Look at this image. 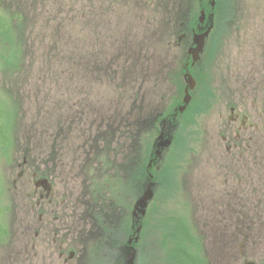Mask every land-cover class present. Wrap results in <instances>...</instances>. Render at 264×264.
<instances>
[{
  "label": "rangeland",
  "instance_id": "374dc122",
  "mask_svg": "<svg viewBox=\"0 0 264 264\" xmlns=\"http://www.w3.org/2000/svg\"><path fill=\"white\" fill-rule=\"evenodd\" d=\"M55 1L21 0L20 7L28 16L27 22L19 27H12L11 23L14 25L12 20L10 22L2 18L4 26L0 20V60L1 53L10 56L12 51L21 58V52L24 50L23 60L21 59L15 67L9 69L7 67L4 70L0 61V102L1 118H3L0 126V147L3 146L0 148V223L4 222V218L7 220L5 222L7 231L1 227V232L7 236L0 240V264H78L81 255L90 259L89 261L87 259L85 264H92L91 258L94 257L97 259V264H115V256L118 252L123 255V250L127 249L131 253L135 251V264H204V261L197 256L200 248L190 242L191 231L184 224H189L192 215L191 207L185 205L186 197L192 192L190 185L187 192L185 180L195 172L191 169L196 162L195 158L209 157L211 151L213 156L217 153L215 145L211 144V140L215 139L209 135V131H217L216 123L219 124L214 104L217 100L211 98L213 92L209 87L218 82L217 78H224L228 74V79L233 81L230 87L237 90L240 86L238 81L240 76L253 74L250 72L257 67L264 72L262 68L264 67V0H215V6L207 2L203 4V8L210 7V10L216 13H219L218 4L222 3L223 9L218 16L217 32L213 35L216 55L213 57L212 65H206L210 78L215 77L210 84H205L204 90L210 93L209 96L200 101V104L193 100L189 112L181 114L182 129L177 134L176 132L173 134L174 129L164 130L165 140L170 139L171 143L167 149L161 150V155L164 150H168L164 155L167 157L165 171H175L174 180H167L164 177V171L161 167L158 169L159 161L158 165L151 163V171H161V184L164 182L170 189L165 191L164 185V190L161 187L157 188L156 206L152 208L153 214L149 223L142 219H140L142 223H133L132 216L134 206L145 191L144 185L147 183L142 182L141 189L136 184L133 186L134 180L129 175L126 176V180L130 183L129 190L125 183L119 186L118 183H121L119 180L127 173L125 159L127 158L129 162L128 153L131 143H135L140 148L138 152L140 155L143 152L141 158L146 167L152 158L158 157L155 145L162 131L160 122L163 118L162 114L173 112L180 97L183 96L184 88L179 93L178 84L185 80L182 70L178 67L177 49L173 45L178 36L176 32L178 27L174 18L171 19L172 14L182 3L176 1L175 4L172 0H167L163 6L157 4V0L145 4L129 3L117 13L97 8L100 15L85 24L83 12L87 6L81 4L79 0L64 3H55ZM197 3L199 2L191 5L195 10L199 5ZM164 18H166V26L163 22ZM84 29L86 33L83 34ZM85 36H87L86 42L83 40ZM221 36L229 37L224 47L217 49ZM53 38L56 44L52 43ZM1 40L6 42V46L2 45ZM19 41L24 43L21 50L17 48ZM33 46L35 50L39 47L38 50L50 53V56L40 55L37 58V62L42 64L45 62L47 68L43 82L36 80L40 70L34 68L29 57L35 59L34 53L31 52ZM79 56L81 61L85 60L88 67H92L91 63L97 67L93 69L89 78L88 75L85 76L88 82L83 78L80 79L81 68L76 64V61H80ZM56 61L61 62L60 65L67 66L74 63L76 68L79 67L72 85H63L66 73L62 66L56 73ZM121 65L129 66L130 69L121 73L119 71ZM11 66H14V63ZM147 66H150V70L147 81L142 80V90L144 92L147 90L149 99H153L144 102L142 113L147 111V106L148 110L153 108L157 110L155 112H158L161 105L163 107L161 113L144 118L147 122H152L153 126L156 125L155 132L153 128L148 127V123L132 124L135 122L136 114L129 107L132 100H129L125 92V81L121 79L128 70H135L133 67L143 72L142 69ZM112 68L118 72V75L113 73L111 76H106L105 71H110ZM88 71L91 72V69L88 68ZM51 75L55 78L52 79ZM127 75L131 76L129 73ZM136 78L135 84H140L138 75ZM82 86L87 90H81L79 87ZM251 86L248 83L246 87L249 89ZM133 87L131 77L129 89L132 90ZM238 90L231 102H240L241 93ZM41 95L43 97H40ZM46 97H49V100L45 99ZM86 97L93 98L88 100V106L91 105L92 109L96 108L97 114L83 116L84 110L81 109L79 100L84 101ZM53 100L55 104L61 103L66 111L64 130L52 131L51 137L50 129L40 130L39 133L36 130L39 127L38 120L40 121L41 115L50 109L49 103ZM111 104L113 107L110 106ZM90 110L88 112H93ZM122 113L126 118L118 119ZM104 114L112 115L117 119L108 121L101 117V115L104 117ZM229 115L228 110L224 119L226 120ZM112 125H116L113 143L109 134ZM48 135L51 138L50 142L47 140ZM57 144L62 147L58 148ZM115 150H119V153L116 154ZM39 151L49 154L47 160L41 159L44 162L42 164L37 160L40 159ZM100 152L102 155L99 154ZM134 154L136 157V150ZM96 155L109 157L114 162V172L111 175L108 167L105 169L108 173L105 171L102 174L103 171L100 169L96 175L95 168L99 162L96 164L94 160L90 162ZM43 156L45 157V154ZM21 163H24L23 175L19 177ZM101 165L103 167L102 163ZM135 166L132 169L133 173ZM87 167L90 172L86 170ZM171 168L172 170L168 171ZM122 170L125 175L119 174ZM34 171L49 177L52 181L51 186L62 195L60 197L62 202L60 207L56 208L54 216H62L64 222L59 219L52 222L50 213H45L41 221L39 212L34 211L33 207L36 204L33 199L36 190ZM118 174L117 180L115 178ZM152 176L150 181H154L155 177L153 174ZM106 178L109 180L107 183ZM97 181H100L97 188L102 190L96 193V196L98 201L103 202L105 208L108 206L107 213L101 208H96L97 212L93 206L87 207V201L81 202L86 200L87 195L90 194L89 190L97 184ZM111 203L114 204L115 209H110ZM107 215L114 217L118 233L125 231L123 234L125 237L132 233L131 244L129 239L123 243L120 239L122 235L116 232V245L106 252V245L112 242V237L108 240L96 238L94 240L95 236L91 237L99 224L95 217L97 216V220H102ZM146 219L148 220V217ZM125 226L126 230H123ZM139 227L141 231L137 232ZM162 235L164 239L159 238ZM136 238H139L138 241ZM93 243L96 244L95 249H92ZM60 246L66 249L64 255L66 259L72 251L76 253L75 259L68 262H65V258L61 259ZM127 259L128 256L125 264ZM229 264H240V262L229 261Z\"/></svg>",
  "mask_w": 264,
  "mask_h": 264
},
{
  "label": "flooded vegetation",
  "instance_id": "af4514ba",
  "mask_svg": "<svg viewBox=\"0 0 264 264\" xmlns=\"http://www.w3.org/2000/svg\"><path fill=\"white\" fill-rule=\"evenodd\" d=\"M66 1L75 0H56L55 3ZM150 1L79 0L81 4L87 6L83 12L85 24L100 15L98 9L117 13L129 3L145 4ZM176 1L188 5L197 1L202 6L206 2L211 4V0ZM166 3L167 0H157L159 5L163 6ZM6 4L8 5L6 6ZM20 6L21 0H0L1 23L3 24L2 18H6L10 22L12 20L14 22V25L11 23L12 27H19L27 22V12L23 13ZM186 9V7L179 9L180 12L177 15L179 18L178 28L176 30L178 36L173 45L177 49L178 67L183 73L181 75L190 73L196 83L190 92L192 98L190 106L193 100L200 104V101H203L210 94L205 92V84H210L215 76L211 75L213 78H210V72L206 65H212L213 57L216 55L213 35L217 32V20L220 13L214 14V28L209 37L206 38L203 52L195 57L194 53L198 46L196 36L198 33L205 32L212 21L209 18L210 13L206 12L203 21L199 19L196 22H191L192 14L187 13ZM203 9L206 11L205 8ZM3 25L5 26V24ZM84 33H86V29H84ZM86 37L83 39L85 42ZM227 37L229 36H221L217 49L224 47ZM1 41L3 42L2 45L6 46V42ZM170 43L172 42L170 41ZM22 44L24 45L22 41H19L17 48L21 50ZM220 54L219 51V60ZM84 61H82L83 69L80 79L83 78L88 82L89 75L97 67L94 63H91L92 67H88ZM88 68L91 69V72L88 71ZM262 68L264 71V67ZM250 73L253 74L239 77L240 86L237 90L241 93L240 102H231L237 90L230 87L233 81L228 79V74L227 77H220L221 80L217 78L218 82L209 87L213 92L211 98L217 100L214 104L219 124L216 123V132L209 131V135L215 139L211 140V144L215 145L217 153L213 156L211 151L209 157L195 158L196 162L191 167L195 172L191 173L190 178L185 180V185L187 187L190 185V190H192L191 194L189 193L190 196L186 197L185 203L186 206L191 207L192 215L189 224H184L191 231L190 242L199 246L200 252L197 256L204 261V264H216L215 261H219L217 264H229V261H239L240 264H264V72L257 67ZM86 75L88 78L85 77ZM248 83L252 85L249 89L246 87ZM189 106L184 114L189 112ZM228 110L230 115L225 120L224 117ZM181 117V114H178L175 121L173 118L171 120L163 118L165 120L162 119V122L164 121L163 127L174 129L173 134L175 132L177 134L183 127H180ZM218 137L220 139L216 140ZM208 142L210 144V140ZM134 151L131 143L128 153L129 162L127 159L131 169H133L136 161ZM167 151L164 150L162 154L161 169L164 171L163 175L167 180H174L173 174L165 171L167 170L165 163L167 157L164 155ZM45 153V151H39L38 158L40 159H37L39 164L43 163L41 159ZM24 163L20 164L19 177L23 175ZM33 177L36 188L33 195L36 204L33 209L41 215L40 220L42 221L45 213H50L52 222L55 219L64 222L62 216H54L56 208L60 207L62 202L60 200L62 195L46 181L48 179L49 182H52L49 177L40 175L38 171H34ZM17 183L18 180L16 179L15 184L17 185ZM162 185L167 186L164 182ZM168 189L170 188L166 187L165 191ZM188 190L189 187L187 192ZM50 209L51 211H49ZM149 209L145 215V218L148 217V223L151 220ZM55 236H57L56 233ZM163 236L159 238L164 239ZM60 250L62 252L59 256L64 259L66 249L60 246ZM75 256L76 253H70L69 257L64 260L68 262V260L75 259ZM83 256H80L78 264H81Z\"/></svg>",
  "mask_w": 264,
  "mask_h": 264
},
{
  "label": "trees",
  "instance_id": "16d2710c",
  "mask_svg": "<svg viewBox=\"0 0 264 264\" xmlns=\"http://www.w3.org/2000/svg\"><path fill=\"white\" fill-rule=\"evenodd\" d=\"M168 1H170V0H168ZM172 2H174L175 4H176V0H173ZM196 3H194V4H192V5H195ZM198 4V3H197ZM186 5V6H185ZM222 3H220V4H218V10L217 11H219V13H221V11L223 10L222 9ZM189 6H191V5H188L187 3H183L182 5H180L176 10V12L174 13V14H172V13H170V16H171V14H172V18L171 19H173L174 18V20L176 21V22H178L179 21V18H178V14H179V12H180V10H179V8H181V7H183V9L186 7L187 9L185 10L187 13H191L192 14V16L190 17V20H191V22H196L197 21V19H198V15H199V12H200V9L201 8H203V6L202 5H198V8H197V10H195L194 8H193V6H191L189 9H188V7ZM173 9H171V11H172ZM208 12H210L211 10H210V7L209 8H207L206 9ZM174 15V16H173ZM177 16V17H176ZM163 22H164V24H165V26H166V18H164V20H163ZM55 39L53 38V41H52V43L53 44H56L55 43V41H54ZM34 47V46H33ZM46 48L48 49V50H51L50 48H48L47 46H46ZM39 49V47L35 50V47H34V49H32L31 50V52H33L34 53V56H35V59L33 58V57H31V56H29L31 59V62H32V64L34 65V68H38L39 70H40V73L36 76V80H38L39 82H43L44 81V79H43V76L47 73V68H46V66H45V62H44V64H42V63H38L37 62V58H38V56H40V55H42V56H50V53L49 52H44V51H42L41 49V52H40V50H38ZM23 52H24V50L21 52V58H20V56L15 52V51H12V55H10L9 56V54H7L6 55V57H3L2 56V59H4L5 60V62H6V65L8 66V68L7 69H9V68H11V67H15L16 66V64L17 63H20V61H21V59L23 60ZM79 60L81 61V56H79ZM80 61L78 62V61H76V64H78V66L81 68V71H82V69H83V62L81 61V63H80ZM12 63H14V66H11V64ZM61 63V62H60ZM60 63L58 62V61H56L55 62V66H56V73H57V69H60L61 68V66H62V68L64 69V73H66V78H65V81L63 82V85H67V86H69V85H72V82H73V78L76 76V74H77V72H78V68H76L75 67V64L74 63H70V64H68L67 66H64V65H60ZM150 66H147L146 68H144V69H142L143 70V72H142V75H141V72L140 71H138V69H136V67L134 68L133 67V69H135V70H128L127 72H126V74H125V76L123 75L122 76V80H124L125 81V92H126V94H127V96H128V98H129V100H132V102L129 104V107H131V109H132V111H134L135 112V114H136V119H135V122L134 123H132V124H137V123H143L144 125L145 124H147L148 123V127L149 128H153V132H155V128H156V125H152V122H147L146 120H144V118L146 117V116H149V115H151V114H158L159 112L161 113V111H162V105L158 108L159 110H158V112H155V111H157V110H155L154 108L153 109H151V110H148V106H147V111L145 112V113H142V106H143V104H144V102L145 101H149L150 102V100L151 99H153V98H150L149 99V95L147 94V90H146V92H144V90H142V86H143V84H142V80H143V82L145 81H147L146 79L148 78V74H149V70H150V68H149ZM127 69H130L129 68V66L128 67H125V66H122L121 65V68L119 69V71H121V73H122V71H124V70H127ZM43 71H45V72H43ZM136 72H138L139 74H137ZM69 73H71V74H69ZM82 73V72H81ZM105 73L107 74L106 76H111V74H113V73H117V75H118V72L115 70V69H111L110 71L109 70H106L105 71ZM127 73H129V74H131V76H129V75H127ZM69 74V75H68ZM53 75H55V72L53 73ZM53 75H51L50 77L52 78V79H54L55 78V76H53ZM121 75L122 74H120V77H121ZM138 75V79L139 80H141L140 81V84H135V81L137 80V78H136V76ZM131 77H132V83H133V85H134V87L132 88V90H130L129 89V86H130V80H131ZM76 78V77H75ZM74 78V79H75ZM102 79H107V78H102ZM35 80V81H36ZM178 86H179V88H180V92L179 93H181V91H182V88L184 87V84H183V81H181V83L180 84H178ZM81 90H87V88H85V86H82V87H79ZM39 91H41V90H39ZM44 96H47V94H44ZM40 97H43L42 95L40 96ZM157 98V97H156ZM45 99H47V100H49V97H46ZM65 99H67V98H65ZM65 99H57L58 101H64ZM77 99H78V97H77ZM90 99H93V98H90V97H86L85 98V100L84 101H82V100H79L80 101V105H81V109L82 110H84V114H83V116H90V115H92V114H97L96 113V108H93L92 109V107H91V105L90 106H88V100H90ZM176 99H178L177 97H176ZM1 100V99H0ZM154 101H155V99H154ZM153 101V102H154ZM138 102H140L139 103V105H136V103H138ZM178 101H176V103H177ZM180 102V101H179ZM175 103V104H176ZM111 107H113V104H111L110 105ZM2 106H1V102H0V126L2 125L1 124V122H2V120H3V118H1L2 116H1V110H2V108H1ZM49 110H47L46 112H45V114H43V115H41V117H42V119H40V121L38 120V123H39V127H38V129L36 130V132L37 133H39V131L40 130H44V131H48V129H50V131H51V137H52V131H54V132H56V129H57V132H62L64 129V124H63V122L65 121V109L63 108V105H61V103H56L55 104V101L53 100L51 103H49ZM89 109H91V110H93V112H88V110ZM98 109H99V107H98ZM90 110V111H91ZM99 112H102L101 110H99ZM130 114V113H129ZM128 114V115H129ZM105 115V114H104ZM114 115V114H113ZM81 117V116H80ZM101 117L102 118H105L106 120H108V121H111V120H114V119H117V117H113L112 115H110V116H107V115H105L104 117H103V115H101ZM81 118H83V117H81ZM122 118H126V115L124 114V113H122L121 114V116L118 118V119H122ZM9 122H7V124H8ZM153 126V127H152ZM9 127H10V124H9ZM116 128V125H112L111 126V132H109V134H110V136H111V140H112V138L114 137V135H116L115 134V129ZM109 129V128H108ZM145 130H142V132H144ZM0 132H1V128H0ZM152 132V133H153ZM150 133H151V130H150ZM58 134H60V133H58ZM50 136L48 135V141L50 142L51 141V138H50ZM128 137H129V134H128ZM4 139V138H3ZM2 139V140H3ZM114 141L112 140L111 141V143H113ZM108 143H110V142H108ZM142 144V143H141ZM57 146H58V148L59 147H62V145H60L59 146V144H57ZM132 146L134 147V150H136V152H137V156H136V161H135V164H134V166L136 167V169H135V171H134V173H133V171H132V169L131 168H129V164L127 163V158L125 159V162H126V165H127V167H128V169H126V175L124 174V170H122L119 174L120 175H125V176H122L123 177V179H120L119 180V182H121V183H118V186H119V184H126L127 185V188H128V190H129V188H130V183H128V180H126V176H130L133 180H134V183H133V186H134V184H136V185H138L139 187H140V189H141V183L142 182H146L147 183V181L149 180V173L151 172H154V173H152L153 175H154V181L157 183V188H159L160 189V187L162 188L163 187V185L161 184V179H162V172L161 171H151V169L149 170L145 165H143V159L141 158V157H143V152L141 153V155L138 153L139 152V150H140V148L135 144V143H132ZM34 147H36L35 145H34ZM47 147H49V145H47ZM91 147H92V145H91ZM0 148H3V146L2 147H0ZM115 152H116V154H117V152L119 153V150H115ZM99 154H101V152L99 153ZM98 154V155H99ZM102 155V154H101ZM100 155V157L99 156H94V158L92 159V160H90V162H93V160H94V162H95V164L97 163V161L99 160V159H101V160H99L98 162H99V165H101V163L103 164V167H102V171H103V173L102 174H104L105 173V171L108 173V171L107 170H105L106 169V167H108L109 168V171H110V173H109V175H111V173L112 172H114V170H113V161H111L110 160V158L108 157H106V156H104V157H102ZM49 157V154L46 152L45 153V157L43 156V159L42 160H47L46 158H48ZM44 163V162H43ZM118 164V163H117ZM48 167V166H47ZM134 168V167H133ZM48 169V168H47ZM86 170H88V167L86 168ZM85 170V171H86ZM52 171V170H51ZM50 171V172H51ZM89 171V170H88ZM90 172V171H89ZM161 172V173H160ZM160 173V174H159ZM119 174H118V176H116V178L115 179H117L118 180V177H119ZM107 175V174H106ZM114 179V180H115ZM129 179V178H128ZM123 180H124V182H123ZM101 181V180H100ZM100 181H97V184H95V185H93L92 186V188L89 190V193L90 194H88L87 195V197H86V200H82L81 202L82 203H84L85 201H87V207H90V206H93V209H95L96 210V208H101V209H103V212H105V213H107V210H109V208H108V206H107V208H105V206H103L104 204H103V202H100V200L98 201V199H97V196H96V193H98V192H100L102 189H100V188H97V186H99V182ZM105 181H106V183L109 181L107 178L105 179ZM123 182V183H122ZM116 184V183H115ZM146 185V184H145ZM144 185V186H145ZM143 186V187H144ZM116 187V186H115ZM106 190H108V189H106ZM116 189L114 188V191H115ZM94 203H93V202ZM112 201H114V198H113V195H112ZM90 202V203H89ZM100 204L102 205L101 207H100ZM112 204V203H111ZM113 205L114 204H112V205H110V209H115V207H113ZM117 206V205H116ZM97 211V210H96ZM98 212V211H97ZM97 215H98V213H97ZM91 216H89V218H90ZM96 218V221L99 223L98 224V226H96L97 227V229H96V231L94 232V234L92 233V235H91V237H93V236H95V237H93V239L95 240V238L98 240V239H106V240H108L110 237H112V242L110 243V244H107L106 245V247H107V249H106V252L107 251H109V250H111V249H113L114 247H115V240H116V230H117V228H116V221H114L115 219H114V217H110L109 215H107L106 216V218H104V219H102V220H97V216L95 217ZM4 223H5V221H4ZM5 228H6V224H5ZM6 231H7V229H5ZM123 230H126V226H125V228L123 229ZM124 232L125 231H120L119 233H118V235L120 234V235H122L121 237H120V239L121 240H123V243L124 242H126L127 241V238L132 234V233H130L129 234V236H127V237H125L123 234H124ZM5 237H6V235H5ZM4 237V238H5ZM1 238V237H0ZM92 240V239H91ZM93 248L92 249H95V247H96V244H94L93 243ZM97 246H98V242H97ZM95 251V250H94ZM119 254H121V255H119ZM128 254H129V249H127L126 251L125 250H123V255H122V253L121 252H118V254H117V256H115V264H125V259H126V256H128ZM96 257H94V258H91V261H92V264H97V259H95ZM90 259H88V261H89ZM86 261H87V259L84 261V264L86 263ZM94 261L96 262V263H94Z\"/></svg>",
  "mask_w": 264,
  "mask_h": 264
},
{
  "label": "water",
  "instance_id": "95a60500",
  "mask_svg": "<svg viewBox=\"0 0 264 264\" xmlns=\"http://www.w3.org/2000/svg\"><path fill=\"white\" fill-rule=\"evenodd\" d=\"M214 5H215V3L213 2V6ZM204 16H205V13L202 12L201 21L203 20ZM211 27L204 34L196 36V38H197L196 42H197L198 47L196 49V52L194 53L195 57H197V55H200V52H202L203 47H204L205 38L209 35V33L212 29ZM185 79H186V83L188 85L186 88V96L184 98V105L182 107H180V109H179L180 112H183L186 109V106L189 104L190 99H191L190 94H189V90L193 89L195 86V81L193 80V78L191 77L190 74H187ZM164 136H165L164 133H162L160 135V137L158 138V142L156 144V146L158 148L156 151L158 156L161 155V150L163 148L168 147L171 143L170 139L165 140ZM153 185H154L153 183H150L148 185L147 189L145 190L144 194L137 200V202L134 206V210H133V221H134V223H139L140 219L146 214V209L148 207L149 201H151L154 197V191L152 189ZM141 227L138 228L137 232L141 231ZM138 239L139 238H136V241H138ZM132 241L133 240L131 239L129 241V243L131 244ZM135 255H136L135 251L133 250L129 260L127 261V264H134Z\"/></svg>",
  "mask_w": 264,
  "mask_h": 264
}]
</instances>
